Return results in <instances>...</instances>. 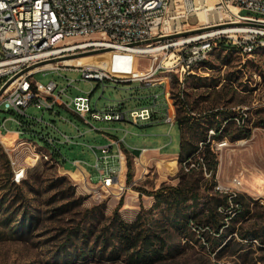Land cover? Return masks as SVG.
I'll return each instance as SVG.
<instances>
[{
    "label": "rangeland",
    "instance_id": "374dc122",
    "mask_svg": "<svg viewBox=\"0 0 264 264\" xmlns=\"http://www.w3.org/2000/svg\"><path fill=\"white\" fill-rule=\"evenodd\" d=\"M98 54H104V51L89 52L85 56ZM150 67L151 60L148 57L139 59L136 64L137 70L142 74H146ZM205 67L199 77L207 84L220 82L216 90L221 93L216 96L213 89H194L191 86L194 81L189 78L184 88H178L177 83L172 81L169 91L170 100L173 102L170 105L176 111L174 101L179 95H183L194 113L209 122L211 119L207 116L213 112V108L230 112V117L236 119L242 116L240 120L244 122L241 121V124H245L251 136L236 143L224 141L226 147L216 151L219 167L215 181H208L209 176L203 177L197 193H193L198 194V200L188 203L179 212L176 227L169 207L163 205L155 208V199L145 195L187 184L185 182L192 179L186 177L182 181L184 173L181 172L179 161L177 157L172 158L179 153L180 133L176 125L171 127L163 122V88L146 86L140 82L122 84L110 81L99 86L98 82L83 80L82 74L75 70L48 71L35 75L34 80L43 86L52 81L56 82V93L67 88L69 81H74L66 96H61L64 103H70L75 97L89 96L94 87L96 91L91 96L93 111L104 113L109 108H115L126 113L156 105L159 115L153 122L138 125L95 121L88 116L89 124H86L63 109L60 116L67 121L49 112L29 108L28 116L42 119L46 123L54 122L60 132L73 138L74 144L59 145V150L66 159L65 168L64 163L60 167L39 163L29 169L25 181L20 185L23 187L27 184L31 190L26 196L30 200L28 205L23 202V191L10 190L9 185L7 190H3V186L7 185L12 176L10 157L14 159L20 151L18 143L13 142L24 138L34 141L35 135L61 138L53 129L33 120H28V123L32 125L34 135L28 129L25 136H16L15 132L21 131V127L10 120L17 119L18 116L0 108V123L7 120L6 129L2 130L6 139L4 144L0 143V203L6 199L15 202L14 205L3 204L5 210H0V264H128L124 249H120L117 242H109V235L106 236L114 224V213L121 200L123 206L119 210V216L126 224L137 223L141 229L149 230L162 238L163 248H159L162 259L154 264H264V128L256 127L260 123L264 124V50L255 56H243L232 50H215ZM154 78L177 77L175 74L171 76L159 73ZM226 79H231V82ZM223 84L225 87H222ZM155 96H158L157 102ZM70 122L78 128L82 137H78L79 133ZM107 135L123 139L125 146L130 148V153H124L126 160L121 186L108 194L99 195L100 193H95L94 184L99 180L95 169L96 157L90 147L100 155V148L106 143ZM37 142L40 143L38 140ZM158 148L160 154L152 152ZM142 149L152 153L140 157L139 152ZM17 156L22 163L23 155ZM74 160L87 165L85 168L90 171L94 183H89L88 176H70L66 173V169L73 170ZM171 161L176 162L174 169L169 166ZM128 162L133 169L129 185ZM194 177L200 180L201 175L198 172ZM235 178L242 181L241 187L235 193L247 199L250 213L244 219H226L230 229L234 228L236 234L225 230L230 245L226 250L214 253L209 243L214 236L211 237L198 228L205 224L203 211L216 205L223 195H229L217 191L216 187L232 188ZM16 210V227L23 218L24 210L35 218L30 230L20 236L8 232L1 223L4 217L13 215ZM2 213L6 215L3 216ZM228 214L231 215V212ZM184 216L193 219L189 226L183 223L180 226V220ZM73 231H82L85 234L84 244L78 243L70 234ZM242 237H248L252 241L245 244ZM104 240H108L107 244ZM114 249L119 251L115 255L119 259L110 258Z\"/></svg>",
    "mask_w": 264,
    "mask_h": 264
},
{
    "label": "built area",
    "instance_id": "2783aa9c",
    "mask_svg": "<svg viewBox=\"0 0 264 264\" xmlns=\"http://www.w3.org/2000/svg\"><path fill=\"white\" fill-rule=\"evenodd\" d=\"M219 44L243 56H255L264 50V0H0V108L16 114L18 118L10 121L21 128V118L33 120L53 129L61 138L38 135L34 141L15 140L13 143H18L20 151L14 159L10 157L12 181L21 185L29 169L39 163L60 167L66 159L59 145L74 144L73 138L60 132L54 122L46 123L28 116L27 110L31 107L67 121L57 109L62 107L86 124H89V116L95 121L138 125L151 122L153 115L159 112L156 105L126 113L115 108L104 113L93 111L94 87L89 96L75 97L70 103H64L61 96H66L74 81H69L67 88L56 93V82L43 86L34 80L35 75L75 70L82 74L83 80L98 82L99 86L106 81L159 85L164 94L163 122L172 127L176 124V115L170 105L173 102L170 84L175 79L178 88H184L188 77L199 76L203 70L201 65L218 50ZM105 50L112 54L106 62L129 67L118 65L109 71L88 64L80 67L65 64V60ZM145 57L151 60V67L144 76L136 78L133 67L137 70V62ZM159 73L175 74L177 78H154ZM157 99L155 96V102ZM6 123V119L0 123V143L3 144L6 136L2 130L6 129ZM72 127L79 133L78 137L83 136L75 125ZM212 134L210 132V136ZM15 135L25 136L23 131ZM212 145L218 151L227 144ZM123 146V139L111 141L110 145L100 148V155L90 147L99 175L97 183L88 178L89 183L96 186L95 193L108 194L118 188L126 160ZM18 154L23 155L22 163ZM114 160L117 166L112 165ZM241 185L242 181L235 178L232 188L218 186L216 190L236 196L235 191Z\"/></svg>",
    "mask_w": 264,
    "mask_h": 264
},
{
    "label": "trees",
    "instance_id": "16d2710c",
    "mask_svg": "<svg viewBox=\"0 0 264 264\" xmlns=\"http://www.w3.org/2000/svg\"><path fill=\"white\" fill-rule=\"evenodd\" d=\"M218 50H226V47L223 44H219ZM232 51L236 52V50L233 49ZM206 63L207 61L201 65L202 69L206 68ZM188 78L194 81V84L191 85L194 87V89H199L202 87L211 90L213 89L214 92L216 91V96L221 93L220 91L218 92L216 90L220 86V82L218 81L207 84L204 83L199 76H190ZM173 81L176 82L175 79ZM226 81L231 82V79H226ZM222 87H225L224 84ZM174 103L176 108V126L178 127L180 133V149L177 160L181 166V172L184 173L182 181L184 182L186 177H191L192 179H190L189 182H185L187 184H179L177 187L160 189L154 194L146 193L145 195L155 199V208H159L163 205L169 207V211L173 213L172 217L174 219V227H176L175 222L177 221L179 212H181L183 208H186L188 203L198 200V194L193 193H197L199 183L203 177L208 175V181H215L219 167V158L216 150L213 148L212 143H220L224 141L236 143L240 140L250 138L251 132L243 123L244 120H240L242 119V116L240 119H236V117H230V112L215 110V108H213V112L211 111L209 116H207L211 119V122H209L207 121L208 119L204 120L202 116L196 115L194 113L193 109L190 108L183 95H179ZM155 117L156 116L153 115L152 122L154 119H156ZM20 120L22 122L21 131L26 134L29 129V131L33 133L31 130L32 125L23 118ZM241 121H243L242 124ZM258 125L259 126L256 127L264 128V124L260 123ZM234 127H236L235 130H233ZM209 132H213V134L210 136ZM122 149L124 153H130L126 146H123ZM127 167V184L129 185L132 181V164L128 162ZM197 171L199 172V175H201V178H199L200 180L194 177L197 175ZM8 185L10 190L23 191L22 196L24 197V203L27 204L30 202V200H27L26 197L27 194L31 193V190L27 184L23 187L16 185L12 181L11 176L7 181V185L3 186V190H7L6 188ZM6 203L12 205L15 204V202L12 200L10 201L6 199L0 203V210H5V206L2 207V205ZM122 206L123 201L121 200L114 213V224L112 228L109 229V234H106V236L109 235V242H117L120 245V249H124L123 253L126 256V262L128 264H154L155 262L161 260L162 253L160 252L159 248H163L162 238L156 234H153L149 230L141 229L137 223L130 225L126 224L119 216V210L122 208ZM203 212H205L203 214V217L205 218V224L200 228H197L202 230L204 233L210 234L211 237L214 236L212 237V241L209 242L208 240L211 245V250L214 253L218 250H226L230 245L228 242V235L224 233L225 230L226 232L236 234L234 228L230 229L226 219H230V221H236L238 219H244L246 215L250 213L249 203L247 202V199L241 195H223L222 199L218 200L216 205L204 210ZM229 212H231V215H234L233 218H231V215L228 214ZM16 213H18V210H16L13 215L7 218L4 217L1 223L4 227H6L8 232H11L15 236H20L26 231L30 230V226L32 225V222L35 220V218L29 216L24 210L22 214L23 218L19 220V224H17L16 227L14 226V224L18 221L15 217ZM1 215L4 216L6 214L2 213ZM192 220L193 219H191V217L184 216L180 220V226L182 223L183 225L189 226ZM169 223L171 226H173L172 221ZM70 234L74 236L76 240H78V243H85L86 236L84 233H82V231H73ZM108 240H104V243L107 244ZM242 240L246 241L245 244H248L252 241L248 237H242ZM68 241H70V239H68ZM118 252L119 251L117 249H114L110 258L119 259L115 256L118 254Z\"/></svg>",
    "mask_w": 264,
    "mask_h": 264
},
{
    "label": "bare ground",
    "instance_id": "6f19581e",
    "mask_svg": "<svg viewBox=\"0 0 264 264\" xmlns=\"http://www.w3.org/2000/svg\"><path fill=\"white\" fill-rule=\"evenodd\" d=\"M201 18H203L202 15H200ZM110 51L108 50H105L104 51V54H98V55H93V56H89V57H83V58H78V59H74V60H65V64H67L68 66H84L86 64L88 65H91V66H96L98 68H102V69H106V70H109L111 71V69H113V66L116 68L118 65L120 66H123V67H129L128 65L126 64H118V63H112L111 61L109 62H106V61H102V59L104 58H109L110 56H112L111 53H109ZM93 60H96L95 62ZM133 73L135 74V77L138 78V77H142L144 76V74L140 73L139 70H135V67H133ZM171 114L173 115L174 114V111H173V108L171 109ZM6 139V138H4ZM243 144V143H242ZM241 144V145H242ZM140 154V157L143 155H145V152L144 151H140L139 152ZM169 166L172 167L173 169L176 167V162L175 161H171L169 162ZM125 168V164L123 162L122 164V168ZM121 178L123 179V176L121 174ZM122 183V181L119 183V186L120 184Z\"/></svg>",
    "mask_w": 264,
    "mask_h": 264
},
{
    "label": "crops",
    "instance_id": "0c3cea01",
    "mask_svg": "<svg viewBox=\"0 0 264 264\" xmlns=\"http://www.w3.org/2000/svg\"><path fill=\"white\" fill-rule=\"evenodd\" d=\"M159 88H161V86H159V85H157ZM58 109V111L60 112L63 108L62 107H58L57 108ZM158 115H159V112H158V114H155V118L156 119H158ZM175 115H176V111H175ZM155 122H158V120L157 121H155ZM176 125V124H175ZM106 143L103 145V146H107V145H109V143L111 142V141H121L119 138H117V137H113V136H110V135H107V137H106ZM128 149H129V151H130V148L129 147H127ZM141 151H144L145 152V154L146 153H150L151 151H148L147 149H142ZM153 153H158V154H160V149L158 148V149H153V151H152ZM151 152V153H152ZM113 153L115 154L116 153V149L114 148V150H113ZM176 157H178V154L177 155H175V156H172V158H176ZM73 162H76L77 163V165L76 166H74V165H72V168H73V170H67L66 169V173L67 174H69L70 176H72V175H80V176H83V177H85V176H88V177H91L92 178V176H91V173H90V171L88 170V169H86L85 168V166L84 165H82L81 163H80V161L79 160H74ZM112 165H114V166H117V161L116 160H114V162H112ZM64 168H65V164H64ZM124 167L122 168V176H124ZM120 186H121V184H120ZM120 186H118V187H120Z\"/></svg>",
    "mask_w": 264,
    "mask_h": 264
}]
</instances>
